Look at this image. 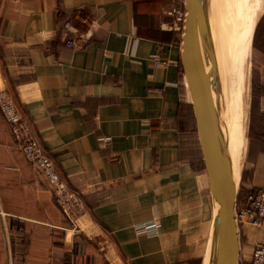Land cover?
I'll list each match as a JSON object with an SVG mask.
<instances>
[{"label": "crops", "instance_id": "crops-1", "mask_svg": "<svg viewBox=\"0 0 264 264\" xmlns=\"http://www.w3.org/2000/svg\"><path fill=\"white\" fill-rule=\"evenodd\" d=\"M182 2L0 0V87L89 210L74 232L0 110V264H207L214 206L181 63ZM255 113L246 167L230 140L236 202L264 181V92ZM152 220L157 234L137 230ZM236 225L250 264L264 223Z\"/></svg>", "mask_w": 264, "mask_h": 264}, {"label": "water", "instance_id": "water-1", "mask_svg": "<svg viewBox=\"0 0 264 264\" xmlns=\"http://www.w3.org/2000/svg\"><path fill=\"white\" fill-rule=\"evenodd\" d=\"M184 8L181 63L211 177L214 206L207 264H239V239L234 214L237 190L232 176L229 180L225 177V172L229 174L231 171L232 159L226 106L217 78L219 62L214 34L217 35L216 20L219 28V13L215 16L219 0H184Z\"/></svg>", "mask_w": 264, "mask_h": 264}, {"label": "built area", "instance_id": "built-area-1", "mask_svg": "<svg viewBox=\"0 0 264 264\" xmlns=\"http://www.w3.org/2000/svg\"><path fill=\"white\" fill-rule=\"evenodd\" d=\"M182 7L184 0H182ZM186 11L181 10L179 17L184 21ZM66 30H71L70 23ZM67 43L74 46L75 40L67 39ZM150 60L153 65L161 66L165 59L158 54H152ZM0 110L8 122L13 136L25 155L26 159L38 166L48 184L54 192L56 204L62 213L73 224L72 230H82V219L88 214V207L81 194L74 190L61 174L51 154L45 149L40 137L35 131L33 122L19 109L15 98L9 88L0 87ZM104 141L109 137H103ZM236 223H250L258 226L264 223V181L250 188L244 197L235 204ZM161 224L158 220L141 223L137 230L146 231L154 235L159 232ZM250 264H264V243H258L252 253Z\"/></svg>", "mask_w": 264, "mask_h": 264}, {"label": "rangeland", "instance_id": "rangeland-1", "mask_svg": "<svg viewBox=\"0 0 264 264\" xmlns=\"http://www.w3.org/2000/svg\"><path fill=\"white\" fill-rule=\"evenodd\" d=\"M246 1L247 0H224L223 8L225 7L226 10L229 11L228 14H233L235 12L239 16L242 13L244 14V12L247 10L248 5H250L248 4L250 0H248L247 2ZM251 9L250 46L246 55L243 54V51L241 50L242 48H240V51L238 52H233V44L230 42V39L228 37V26L230 19L226 20L225 17H223L222 19V43L224 50L225 68L227 71V83L231 110V125L233 129L234 127L237 129V122L239 126L238 129L241 128L239 129L242 132L241 147L239 150L237 149V159L242 156V160L244 159L245 167L247 166V163L249 161L248 149L251 137L254 132L253 129L254 119L256 116L255 110L257 106V100L259 95L264 92V87L259 80L260 65L258 64V61L260 52H258L257 50L259 49V47H262L264 49V43L260 44L259 47H255L256 28L260 19L264 15V0H252ZM234 22V24L238 27V30H240L242 27V25H240L242 19L235 20ZM258 41H261L259 36ZM236 113H238L237 119L235 116ZM238 129L237 132H239Z\"/></svg>", "mask_w": 264, "mask_h": 264}, {"label": "bare ground", "instance_id": "bare-ground-1", "mask_svg": "<svg viewBox=\"0 0 264 264\" xmlns=\"http://www.w3.org/2000/svg\"><path fill=\"white\" fill-rule=\"evenodd\" d=\"M243 1H245V0H243ZM223 2H224V0H219V10H218L217 14H215V16H218V13H219V18L217 17L219 28L216 26V23H217V20H216L215 27L217 29V35H216V33L214 35H215V39L217 42V47H216L215 51H216L217 59L219 62V64H217V71H218L217 72V78H218V81L222 83V84L219 83V86H220V92L222 95L223 103L226 106V115H227V122H228V138H229V147H230L231 137H232V141H234V144H239L241 141V137H242L241 133L242 132H241V130H239L241 128L238 129L239 126H238L237 122H236V125H237L236 127L239 130V132H237V129L235 127L233 129V127L231 125V113H230L231 110H230L229 90H228V83H227V71L225 68L224 50H223V43H222V19H223V17H225L226 20L230 19L229 20V26H228V37L230 39V42L233 44V47H232L233 52L234 51L238 52V51H240V48H242L241 50L243 51V54L246 55L248 50H249V46H250V21H251L250 20V13L252 10L251 9L252 0H250L248 2V4H250V5H248L247 10L244 12V14L242 13L239 16L235 12L233 14H228L229 11H227L225 7L223 8ZM237 4H239V3H237ZM215 16L213 14V18L216 19ZM235 16H238V17H235ZM238 19H242V22H240L241 23L240 25H242L240 30H238V27L234 24L235 23L234 21L238 20ZM255 27H256V25H255ZM218 44L220 45V48L218 47ZM223 79H225L224 86H223ZM236 111H237V108H236ZM235 116L237 119L238 113H236ZM242 121H243V119H242Z\"/></svg>", "mask_w": 264, "mask_h": 264}, {"label": "trees", "instance_id": "trees-1", "mask_svg": "<svg viewBox=\"0 0 264 264\" xmlns=\"http://www.w3.org/2000/svg\"><path fill=\"white\" fill-rule=\"evenodd\" d=\"M263 31L264 33V15L263 17L260 19L258 25H257V28H256V34H255V37H256V41H255V47H259L260 44L264 43V38L262 41H258V36H260V34H262L261 32ZM261 49H263L262 47H259ZM254 138V132H253V135L251 137V140ZM188 264H201V261H200V258H194L192 260L189 261Z\"/></svg>", "mask_w": 264, "mask_h": 264}]
</instances>
